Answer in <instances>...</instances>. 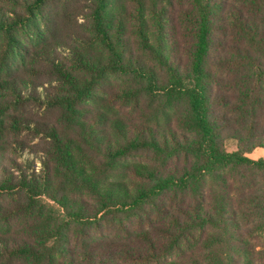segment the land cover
I'll list each match as a JSON object with an SVG mask.
<instances>
[{"label": "trees", "instance_id": "1", "mask_svg": "<svg viewBox=\"0 0 264 264\" xmlns=\"http://www.w3.org/2000/svg\"><path fill=\"white\" fill-rule=\"evenodd\" d=\"M25 133L0 264H264V0H0V141Z\"/></svg>", "mask_w": 264, "mask_h": 264}, {"label": "rangeland", "instance_id": "2", "mask_svg": "<svg viewBox=\"0 0 264 264\" xmlns=\"http://www.w3.org/2000/svg\"><path fill=\"white\" fill-rule=\"evenodd\" d=\"M129 6L133 7L132 4H129ZM12 8L13 7H9L8 10ZM9 114L10 116L18 115L20 117L25 118H34L35 120H40L46 123H55L58 118V112L55 110L46 112L41 108L29 105L25 106L22 109H11ZM1 140V158L6 166H9V161L15 160L20 167L25 169V160H27V158H30L33 160V162H35L36 171L40 172L42 166L39 159L42 158V154L38 153H40L39 151L45 145V143L40 138H37L32 134L25 133L22 135L8 134L4 136V138H2ZM21 146L26 147L25 150L19 151V147ZM227 148L230 152H233L237 149L236 144L234 142H229L227 144ZM249 157L254 160L264 158V149L255 150L249 155ZM16 234L20 235V227L17 221L13 222L11 224V227H9L8 229L2 227L0 230V235H6L11 238H15ZM16 237L21 238V235Z\"/></svg>", "mask_w": 264, "mask_h": 264}]
</instances>
